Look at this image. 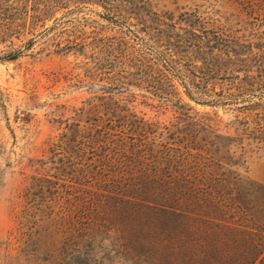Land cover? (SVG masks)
<instances>
[{
	"label": "rangeland",
	"instance_id": "obj_1",
	"mask_svg": "<svg viewBox=\"0 0 264 264\" xmlns=\"http://www.w3.org/2000/svg\"><path fill=\"white\" fill-rule=\"evenodd\" d=\"M108 3L0 0V264H60L26 188L62 169L92 185L67 167L92 163L99 130L135 131L133 116L156 143L222 147L262 185L240 189L238 203H264V19L230 0ZM175 35L185 42L166 69L162 43ZM111 255L100 264H116Z\"/></svg>",
	"mask_w": 264,
	"mask_h": 264
},
{
	"label": "trees",
	"instance_id": "obj_2",
	"mask_svg": "<svg viewBox=\"0 0 264 264\" xmlns=\"http://www.w3.org/2000/svg\"><path fill=\"white\" fill-rule=\"evenodd\" d=\"M230 1L264 19V0ZM193 30L188 38L198 37ZM180 39L162 43L163 68L181 56ZM132 118L131 133L124 122L118 138L109 127L96 133L87 166L70 164L72 153L61 148L59 161L70 164L72 174L91 172L92 185L65 169L53 180L31 178L26 203L41 214L39 232L56 237L59 263L100 264L110 251L116 264H264V203H238L236 197L242 188L262 185L241 178L233 170L236 157L213 142L156 143L146 138L151 125ZM83 153L79 144L74 158L82 160Z\"/></svg>",
	"mask_w": 264,
	"mask_h": 264
}]
</instances>
